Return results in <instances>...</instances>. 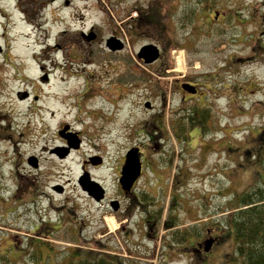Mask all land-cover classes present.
Here are the masks:
<instances>
[{"label": "rangeland", "instance_id": "rangeland-1", "mask_svg": "<svg viewBox=\"0 0 264 264\" xmlns=\"http://www.w3.org/2000/svg\"><path fill=\"white\" fill-rule=\"evenodd\" d=\"M149 1L0 0V264H63L65 250L84 242L128 255L123 256L129 258L125 264H237L232 232L214 219L228 213L233 194L264 180L258 158L262 153L252 157L249 152L254 145L255 150L262 146L255 137L264 125V0H215L216 5L209 4L212 11L196 19L193 33L187 26L165 28L167 41H176L170 50L155 36L127 31L133 11ZM162 5L168 9L167 0ZM90 30L94 39L81 36ZM111 35L124 43L121 50L105 46ZM146 43L161 50L160 57L148 64L136 55ZM225 54L232 55L233 99L215 113L223 132L196 139L191 153L179 151L176 142L175 154L181 158L177 163L184 171L175 170L180 182L175 187L168 181L161 196L165 204L169 199L168 206L177 205L171 202L172 194L178 197V221L185 222L180 229L206 223L216 227L219 240L206 254L193 255L188 249L184 257L166 262L162 243L171 231L165 230L162 220L169 219V208L152 239L146 235L137 239L140 215L128 212L133 244L125 245L119 221L124 214L118 218L109 205L117 194L115 170L127 149L142 145L147 152L151 133L158 135L146 125L162 109L164 64L169 62L182 73L200 58L214 60ZM57 65L59 70L52 73ZM70 74L79 78L59 86L53 80ZM53 94L68 96L59 106ZM146 101L150 109L143 105ZM63 124L71 125L79 144H66L58 134ZM68 138L77 139L75 134ZM93 155L100 162L84 165L105 189L98 203L77 181L83 160ZM45 240L52 248L38 245ZM166 255L173 253L167 250Z\"/></svg>", "mask_w": 264, "mask_h": 264}, {"label": "flooded vegetation", "instance_id": "flooded-vegetation-1", "mask_svg": "<svg viewBox=\"0 0 264 264\" xmlns=\"http://www.w3.org/2000/svg\"><path fill=\"white\" fill-rule=\"evenodd\" d=\"M232 69V55L227 54L223 57L218 56L214 60L200 58L192 64L187 72L183 71L182 73L172 67L169 62L162 67V75L165 79L161 91L162 109L154 118L155 120L148 121V125H146L147 128L152 129V132L155 129L154 134L158 133V135L154 136L151 133L150 143L146 146L147 152H145L142 145L141 147L138 145L140 172L128 190H123L120 185L121 165L124 157L118 161L115 170L117 194L114 198L109 199V205L111 200H117V209L114 210V213H117L118 218L124 214V218L119 221L122 224L120 231L127 241L124 243L125 245L128 243L133 244L131 240L132 230L126 225L127 213L131 210L138 211L140 215L137 220L139 225L137 239H140L139 235H146L147 239H152L156 237L154 231L159 224V218L164 215L163 213L166 214L169 208L168 218L171 217L172 219L165 218L164 221L162 220V224L166 225L165 230L171 231V236L165 238L162 243V249L165 251L162 254L164 256L163 260L166 262L178 256L184 257L186 248L190 250V254L200 256L202 255L201 241L209 236H212L214 240L217 239L216 227H207L202 237L191 234L187 241H184L182 237L175 240V234L182 236L184 229L179 227L183 228L185 224V222L178 221L180 216L178 197L172 194L171 198L173 200L171 202H175L177 205L168 206L169 199L165 204L161 196L163 198L166 192L164 185L168 181L170 185L175 184V187L180 182L176 171L179 170V174L184 171L179 165L181 158L178 154H175L176 142L179 144V151L186 150L187 153H191L196 149L195 144L191 147V143L196 139L202 140L215 137L214 135L217 133L223 132V123L216 117L215 113L218 112L219 114L232 103L233 90L229 82L233 74ZM69 126L72 129L71 125ZM215 126L219 129L214 128ZM70 128L68 127L62 134L59 133L61 130L59 129L58 134L65 139L66 144L75 145L79 137L75 133L77 139L70 141L68 137L73 134ZM186 137L189 139L185 146L183 144ZM63 150L66 151V149ZM68 153L69 151L66 152V155ZM177 159L180 160L179 163H177ZM100 160L96 155L84 159L77 181H79L81 175L88 172V165H84V163L95 164L96 162L99 163ZM177 179L179 180L177 181ZM153 187L154 189L150 191V188ZM143 193L146 197L143 196ZM168 196H170V193H168ZM164 206H166L165 212H163ZM191 222L195 223V220ZM143 229H145V232ZM167 250L172 252L173 256H167ZM124 255L126 254L114 253V256L121 258L123 261L127 258L123 257ZM127 259L129 260V258Z\"/></svg>", "mask_w": 264, "mask_h": 264}, {"label": "trees", "instance_id": "trees-1", "mask_svg": "<svg viewBox=\"0 0 264 264\" xmlns=\"http://www.w3.org/2000/svg\"><path fill=\"white\" fill-rule=\"evenodd\" d=\"M164 1L151 0L147 5L137 8V16L127 23V31L138 36H155L159 39L158 43L164 44L166 50H170L176 44V41H172L170 38L168 39L170 42L167 41L168 36L165 32L167 26L173 28L187 26L189 33H193L196 19L204 18V11H212V6L209 4H217L215 0H167L169 4L167 9L162 5ZM173 39L176 40V38ZM259 135L264 138V127L259 129L255 137L258 142H262L261 148L255 150L256 145H254L253 150L249 149V152H253L252 157L256 153H262V156L258 158L264 168V139L259 140L257 138ZM143 196L146 197L145 193ZM232 199L233 206L227 210L228 213L214 221L218 222L219 220L221 226L229 228L232 232L235 243L233 260L237 264H264V180L261 184H253L250 188L233 194ZM207 227L210 226H207L206 223H195L184 231V235L175 234L174 238L176 240L182 237L184 241H187L189 235H201V232H204ZM218 236L220 234L217 233L215 242L219 240ZM72 243L76 242L72 241ZM41 244L48 248L53 246L52 243H48V240L39 241L38 245ZM76 244L78 245H72L65 250L62 255L63 264H125L121 258L108 252L110 251L108 249L87 245L85 242ZM2 259L4 261L8 258L2 257Z\"/></svg>", "mask_w": 264, "mask_h": 264}, {"label": "water", "instance_id": "water-1", "mask_svg": "<svg viewBox=\"0 0 264 264\" xmlns=\"http://www.w3.org/2000/svg\"><path fill=\"white\" fill-rule=\"evenodd\" d=\"M86 38H89V36H87ZM106 44L112 50L120 49L122 47V43L120 42V40L114 37L108 38ZM158 55H159L158 48L154 44H146L142 46L139 49V52L137 53V56L139 58H144V61L146 63L155 60L158 57ZM145 105L149 106V103L145 102ZM66 128L67 125H65L63 129L59 131V133L62 134V132ZM77 142L75 143L74 146L77 145ZM29 163L33 166L35 165L34 161H31L30 159H29ZM139 170H140V161L138 156V150L137 148L129 149L125 155V160L122 165L121 176H120V184L124 190H128L131 187L132 183L139 174ZM79 183L81 187L84 190H86L87 193L91 195L95 200L98 201L101 198H103L104 189L101 187V185L98 182L91 180L88 174L85 173L81 175L79 179ZM56 189L57 191H62L60 187H57ZM117 204L118 202L116 200L111 201V206L113 209H117ZM210 244H211V240H206V243L204 244L205 250L208 249Z\"/></svg>", "mask_w": 264, "mask_h": 264}, {"label": "bare ground", "instance_id": "bare-ground-1", "mask_svg": "<svg viewBox=\"0 0 264 264\" xmlns=\"http://www.w3.org/2000/svg\"><path fill=\"white\" fill-rule=\"evenodd\" d=\"M60 46V45H59ZM58 46V49H60V47ZM32 59V58H31ZM46 60H44V61H42V64H46V62H45ZM32 62L33 63H36L37 62V59L35 58V56H33V59H32ZM59 66L57 65V66H55L53 69H51V72L52 73H55V72H57L58 70H59ZM73 78H79V75H74V74H70L68 77L66 76V77H63V76H55L54 78H53V80H54V82L59 86V84H62V83H66L67 81H69L70 79H73ZM58 88V87H57ZM68 96V94H65L64 95V97L63 98H60V96L58 95V94H53L52 95V99L60 106H62L63 105V99L65 98V97H67ZM109 221H110V226L112 227L113 226V222H111V220L109 219Z\"/></svg>", "mask_w": 264, "mask_h": 264}]
</instances>
